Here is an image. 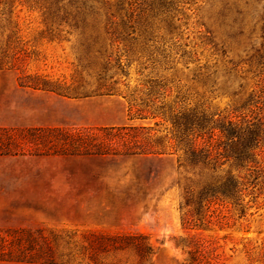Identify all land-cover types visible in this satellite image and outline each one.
Wrapping results in <instances>:
<instances>
[{
	"label": "trees",
	"instance_id": "16d2710c",
	"mask_svg": "<svg viewBox=\"0 0 264 264\" xmlns=\"http://www.w3.org/2000/svg\"><path fill=\"white\" fill-rule=\"evenodd\" d=\"M22 9L37 16L47 42L70 45L69 77L31 70L38 58L36 45L21 33L17 11ZM189 10L216 11L223 29L200 23L205 54L171 84L144 48L156 33L175 32ZM0 71L12 73L19 86L67 97L120 95L131 117L153 120L104 127L17 126L18 132L0 133L1 151L30 144L49 155L101 161L175 156L181 219L190 232L215 222L229 224L232 214L219 207L245 217L264 194V0H0ZM109 178L102 172L85 176L99 186ZM188 247L184 264H220L206 254L201 239ZM155 253L148 236L138 231L39 225L0 233L2 262L153 264Z\"/></svg>",
	"mask_w": 264,
	"mask_h": 264
},
{
	"label": "rangeland",
	"instance_id": "374dc122",
	"mask_svg": "<svg viewBox=\"0 0 264 264\" xmlns=\"http://www.w3.org/2000/svg\"><path fill=\"white\" fill-rule=\"evenodd\" d=\"M17 14L23 38L36 45L32 48L37 53V66L33 65L31 70L54 78L69 77L74 60L70 45L43 39L35 14L26 9ZM221 20L216 11L189 10L175 32L156 33V40L146 44L144 53L157 59L150 64L156 66L167 82L175 84L182 71L189 73L185 66L196 67L193 61L205 54L199 32L205 31V27L200 28V23L210 30L222 31ZM167 67H176V75L164 70ZM136 77L132 71L133 84ZM148 123L153 120L131 117L127 102L120 95L67 97L19 86L12 73L0 71V133L4 129L15 132L17 126L104 127ZM92 172L108 173L112 178L106 180L107 185L99 186L85 180ZM177 180L176 157L172 155L101 161L49 155L30 144H18L9 151L0 150V233L39 225L138 231L146 234L156 249L153 264L186 263L190 258L188 246L200 239L207 246L206 254L217 256L220 264H264V194L245 217L238 218V210L232 207L230 210L219 207L232 214L229 224L215 222L206 226V230L190 232L182 224ZM189 233L200 235L189 237ZM0 264L32 263L0 261Z\"/></svg>",
	"mask_w": 264,
	"mask_h": 264
}]
</instances>
